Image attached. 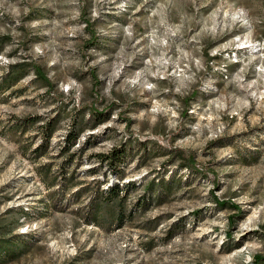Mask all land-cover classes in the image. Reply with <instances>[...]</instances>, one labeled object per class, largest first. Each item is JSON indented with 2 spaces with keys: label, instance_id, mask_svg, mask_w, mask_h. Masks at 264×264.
<instances>
[{
  "label": "rangeland",
  "instance_id": "1",
  "mask_svg": "<svg viewBox=\"0 0 264 264\" xmlns=\"http://www.w3.org/2000/svg\"><path fill=\"white\" fill-rule=\"evenodd\" d=\"M0 229V264H264V0H0Z\"/></svg>",
  "mask_w": 264,
  "mask_h": 264
},
{
  "label": "trees",
  "instance_id": "2",
  "mask_svg": "<svg viewBox=\"0 0 264 264\" xmlns=\"http://www.w3.org/2000/svg\"><path fill=\"white\" fill-rule=\"evenodd\" d=\"M94 33V31H93ZM96 40V34H93V38L91 39V43H93ZM37 69V73L44 77L47 81H49V79L47 78V76L44 75V73L42 72V70L40 68H36ZM14 71V69L12 70V72ZM16 80H18V78H15ZM100 114H103V112H101ZM70 134H68L67 136V140L65 142L64 145V149H68L71 146V137L69 136ZM122 152L123 149H117L115 148L114 150H112L110 153H104V154H99V159L102 162H107L108 163V167L110 168H114V169H118V162L119 159L122 157ZM189 161H191L189 159ZM191 165H193L192 161L190 162ZM134 184V182H132ZM130 184H126L125 186H121L119 183H114L112 186H107L103 189L98 190V192L96 193L97 199L98 201V207H97V211L101 212L103 211V209L107 210L109 213L108 215L111 216L112 218H121L124 215V209H125V201H126V197H127V188ZM134 186V185H133ZM125 191V193H124ZM5 234V232H3V230L0 229V235ZM13 239L16 238H2L0 237V257L2 256V253H10L11 255L15 256V255H19L21 253L22 248L20 246L15 247V241ZM261 259L260 256H258L257 258H255V261L259 262V260Z\"/></svg>",
  "mask_w": 264,
  "mask_h": 264
}]
</instances>
